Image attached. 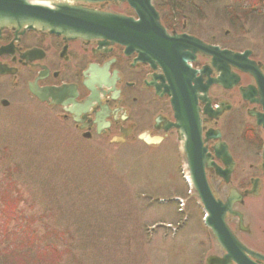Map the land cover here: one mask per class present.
Returning <instances> with one entry per match:
<instances>
[{
  "label": "rangeland",
  "instance_id": "1",
  "mask_svg": "<svg viewBox=\"0 0 264 264\" xmlns=\"http://www.w3.org/2000/svg\"><path fill=\"white\" fill-rule=\"evenodd\" d=\"M204 1L193 0L205 40L264 60V0ZM4 96L0 264H205L216 253L172 154L83 139L57 111ZM250 211L262 237L264 197Z\"/></svg>",
  "mask_w": 264,
  "mask_h": 264
},
{
  "label": "flooded vegetation",
  "instance_id": "2",
  "mask_svg": "<svg viewBox=\"0 0 264 264\" xmlns=\"http://www.w3.org/2000/svg\"><path fill=\"white\" fill-rule=\"evenodd\" d=\"M152 1L169 34L193 36L217 45L203 37L199 20L204 11L193 0ZM103 5L105 10L137 18L126 4ZM101 42L70 39L40 29L18 33L0 30V105L8 103V108L10 102L4 95L13 93L39 104L33 90L45 91L48 102L40 105L57 111L61 122L69 123L83 139L111 146L135 142L145 149L166 150L182 171L189 166L178 133L182 128L179 121L198 113L200 126L195 139L203 154L200 169L206 172L216 200L224 204L241 198L233 209L242 219L229 215L227 223L244 244L264 255V230L262 237L255 236L254 213L250 211L251 202L264 197V129L256 120L264 109L253 102L264 97L259 92L264 90V60L251 49H229L251 53L250 60L260 65L258 83L252 75L231 65L225 78L223 64L220 67L198 50L170 68L156 60L147 62L145 52L140 55L126 46ZM170 80L174 95L184 90L183 99L195 108H180L176 100L172 104L164 90ZM241 88H251L254 95L244 100ZM146 140L157 143L148 144ZM241 145L249 153L243 152ZM253 188L255 195L245 194Z\"/></svg>",
  "mask_w": 264,
  "mask_h": 264
},
{
  "label": "water",
  "instance_id": "3",
  "mask_svg": "<svg viewBox=\"0 0 264 264\" xmlns=\"http://www.w3.org/2000/svg\"><path fill=\"white\" fill-rule=\"evenodd\" d=\"M119 2L127 3L135 11L138 20L110 13L102 5ZM5 28L16 32L40 29L70 39L103 40L104 44L109 41L111 44L128 46L139 53L145 52L147 61L156 60L170 68L174 65L179 66L189 59L190 52L198 50L216 64L222 62L225 69L233 65L252 75L258 83L261 81L260 71H257L260 65L249 60L250 52L234 53L204 44L194 37L168 34L162 27L151 0H0V30ZM224 77H228L227 71ZM171 78L170 75L169 79ZM168 83L167 87L164 86V90L165 94L171 98V102L177 94H180L177 97L180 108L196 107L193 103L188 105L185 102L182 97L184 90L174 95L172 81ZM220 83L227 86L221 80ZM249 90L241 89L243 99H250L252 93L254 95V92ZM259 92L264 95V90ZM253 102L262 104L264 109V97ZM188 115L183 117V121H179L182 128L178 133L183 145V155L189 166V177L193 189L206 212L205 225L215 244L224 253L223 257L209 256L206 264H261L264 262V257L246 248L227 225L226 220L229 215L242 219L239 213L233 211V205L235 202L240 203L241 198L229 199L226 204L214 198L207 183L206 172L200 169L203 154L195 139L198 137L200 126L198 113ZM256 119L258 125L264 129V113L256 115ZM146 142L154 141L146 140ZM251 193L255 194L256 191Z\"/></svg>",
  "mask_w": 264,
  "mask_h": 264
},
{
  "label": "trees",
  "instance_id": "4",
  "mask_svg": "<svg viewBox=\"0 0 264 264\" xmlns=\"http://www.w3.org/2000/svg\"><path fill=\"white\" fill-rule=\"evenodd\" d=\"M31 234H32V235H35V234H34V233H32V232H31ZM32 235H31V237H29V238H32ZM29 236H30V235H29Z\"/></svg>",
  "mask_w": 264,
  "mask_h": 264
}]
</instances>
